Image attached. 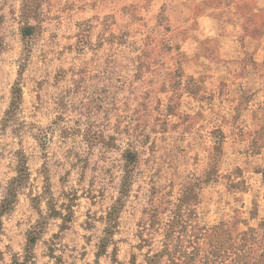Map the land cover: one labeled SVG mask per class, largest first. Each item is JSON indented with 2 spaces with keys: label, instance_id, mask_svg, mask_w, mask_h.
<instances>
[{
  "label": "rangeland",
  "instance_id": "obj_1",
  "mask_svg": "<svg viewBox=\"0 0 264 264\" xmlns=\"http://www.w3.org/2000/svg\"><path fill=\"white\" fill-rule=\"evenodd\" d=\"M226 8L0 0V264H149L166 242L231 264L210 231L224 224L250 258L236 264H264V54Z\"/></svg>",
  "mask_w": 264,
  "mask_h": 264
},
{
  "label": "trees",
  "instance_id": "obj_2",
  "mask_svg": "<svg viewBox=\"0 0 264 264\" xmlns=\"http://www.w3.org/2000/svg\"><path fill=\"white\" fill-rule=\"evenodd\" d=\"M33 25H28L26 27H24L23 29V35H30L33 32ZM16 102L14 101V104ZM126 174L124 175L123 178V183H122V189H121V194L122 196L120 197V199L117 201V205L115 210H113L110 213V219L112 218L113 215H117V213L119 212L121 206H120V201L122 200V197L125 196V194L128 191V188L130 186V183L132 182V172L133 169L135 167V162L137 160V155L131 151H128L126 153ZM207 180V179H206ZM196 181V180H195ZM195 181H190V183H188L185 186V189L183 191L182 197L180 199V204H179V208L176 211V214L172 220V223L170 224V230H168L167 232V238L168 240H172V232L174 231V228L177 226H180L179 224L181 222V212H180V208L182 206H188L191 204V202L196 200L197 194H196V183ZM193 182V183H191ZM198 186V184H197ZM6 208V204L4 205V209ZM180 228H184V226H180ZM186 229V227H185ZM215 231V233L221 231L222 233L227 234V238H221L220 235L218 234L216 236V240L214 241V243L216 244V252L218 254H222L221 256L225 255V256H230V263L231 264H236L238 261H240L241 259L247 258L250 259L247 255V253H241L239 251H235L237 248L236 246H238V243L236 242V239L233 235H231V230L229 228V226L227 224L224 225H218V226H214L212 227V229H210V231ZM249 235H247V233L244 234V238L243 240L245 242L248 241L249 239ZM246 244L243 243L240 245L241 248H243ZM162 254H167L171 260L174 262H176V259L173 258L174 254H179L178 256H180L179 258L182 259V264H192L193 258H194V253L190 252V251H184L182 249V247H180L179 245H169V242H166L165 244V248L163 249V251L161 252V254L155 255L152 259L149 258V264H154L156 262V258L161 256ZM220 256V257H221ZM261 258L264 257V249L262 250V254L260 255ZM219 258V257H218ZM259 258V259H261Z\"/></svg>",
  "mask_w": 264,
  "mask_h": 264
},
{
  "label": "crops",
  "instance_id": "obj_3",
  "mask_svg": "<svg viewBox=\"0 0 264 264\" xmlns=\"http://www.w3.org/2000/svg\"><path fill=\"white\" fill-rule=\"evenodd\" d=\"M249 4L248 13L242 8V4ZM226 9L231 10L233 23H236V30L242 32V23L250 19V21L259 27V31L255 30L254 34L246 36L253 42L252 49L255 50L256 55L264 54V0H225ZM252 8V10H250ZM244 10L245 13L242 11ZM227 18V17H224ZM203 20L215 21L216 18L212 14L202 16Z\"/></svg>",
  "mask_w": 264,
  "mask_h": 264
}]
</instances>
